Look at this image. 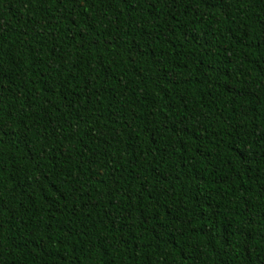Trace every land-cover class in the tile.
Returning <instances> with one entry per match:
<instances>
[{"label":"trees","instance_id":"1","mask_svg":"<svg viewBox=\"0 0 264 264\" xmlns=\"http://www.w3.org/2000/svg\"><path fill=\"white\" fill-rule=\"evenodd\" d=\"M0 264H264V0H0Z\"/></svg>","mask_w":264,"mask_h":264}]
</instances>
